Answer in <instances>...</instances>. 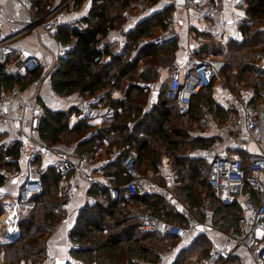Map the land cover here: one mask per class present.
<instances>
[{"label": "trees", "instance_id": "trees-1", "mask_svg": "<svg viewBox=\"0 0 264 264\" xmlns=\"http://www.w3.org/2000/svg\"><path fill=\"white\" fill-rule=\"evenodd\" d=\"M31 1L43 11L41 17L48 12L49 0ZM81 1L76 0V3ZM138 1L146 6H154L161 0H94L87 16L81 20L83 26L65 25L57 32L62 45L72 44L73 48L58 60L51 74L52 90L59 96L80 94L93 98L96 107L112 105L117 109L114 117L104 119L97 126L79 113V119L70 126L69 112L53 113L43 106L38 137L55 149H60L65 143H73L80 157L89 159L107 142L109 161L102 170L115 184L125 181L127 177L120 159L111 158L114 148L123 153L131 148L136 149L138 169L142 175H147L151 170L156 173L161 156L169 155L177 171V181L180 182L177 189L188 201V206L201 207V203L209 198L214 210V223L223 231H240V207L237 204L223 205L215 198L208 183L211 164L185 156L191 146L208 147L212 143L211 139L190 137L189 130L194 122L203 126L201 120L207 112L220 120L228 119L227 110L214 100L211 87L192 97L185 114L179 113L176 102L166 98L165 89L158 102L147 109L151 84L157 79L159 69L173 66L177 43L170 40L160 45L148 41L139 46V39H151L154 28L165 30L174 7H164L139 21L130 32L126 47L117 54L106 43L103 49L98 47V42L104 41L108 33L126 19L125 12H131ZM244 2L245 18L239 27L242 41L211 39L203 44L202 53L222 58L221 74L232 88L237 89L238 84L242 83L245 87H252L258 97L260 89H264V80L258 77L256 68L243 64L242 55L249 50H264V0ZM140 63L143 64L142 70H139ZM41 74L42 70L39 69L24 75H0V95L15 85L27 87ZM117 91L121 98L114 96ZM5 144L0 135V186L6 173L17 167L20 155L18 140H14L10 146ZM7 156L11 158L10 161L6 160ZM243 161L248 164L247 160ZM41 179L44 191L34 198L33 209L20 219L19 236L8 242H0V264H44L48 257L49 239L63 222L65 214L59 208L62 199L58 196L59 175L55 169L49 168ZM88 195L96 202L93 205L86 203L78 212L75 229L71 233V238L79 246L70 250V256L75 261L82 264L156 261L180 239L171 234H148L141 228L138 215L149 210L161 222H183V216L158 192L137 191L126 197L122 191L117 199H113L107 189L90 185ZM3 213V202L0 200V217ZM210 248L209 239L198 236L180 250L174 264H189L193 256L203 258Z\"/></svg>", "mask_w": 264, "mask_h": 264}, {"label": "built area", "instance_id": "built-area-1", "mask_svg": "<svg viewBox=\"0 0 264 264\" xmlns=\"http://www.w3.org/2000/svg\"><path fill=\"white\" fill-rule=\"evenodd\" d=\"M86 1L92 4L94 0ZM75 3L76 0H54L47 15L36 17L32 11V1L26 0L24 6L27 15L24 24L14 25L13 30L16 33L0 41L3 57L15 53L11 42L19 36L33 33L40 27H44L49 32L57 31L66 23L63 17L65 10ZM177 4L178 0H170L165 7H176ZM229 4L231 11L226 18L222 17L228 8L225 0H182V6L187 12H193L195 17L207 20V23L196 36L197 45L188 48L187 62L182 68H175L167 75L165 96L176 102L180 114L188 112L194 95L205 88L212 87L214 82L219 80V67L202 54L200 43L204 41L205 36H220L226 41L237 39L236 32L240 31V24L245 18V14L243 17L240 16L238 8L244 9L245 2L229 0ZM125 16L129 21H134L136 17L132 12H125ZM177 21L178 16L174 12L167 22V29L172 28ZM68 23L72 27L83 26L79 20H70ZM98 47L103 49L105 41H99ZM72 48V44L62 46L52 64H48L45 58L27 56L21 60L19 69L25 73L40 69L41 77L33 81V84L37 85L41 79H44L51 85V74L57 67L58 60ZM52 92L57 95L54 91ZM20 94L21 87L15 85L0 95V125L12 123L20 131L16 139L20 143L17 167L12 172L6 173L3 183L4 185L14 180L16 192L9 201L3 202L4 213L0 217L2 236L10 238L16 234L20 217L28 212L29 206H34V198L43 193L44 184L41 176L46 174L49 168H54L59 175L58 196L62 199L59 208L68 214L79 180L107 189L113 199H117L122 191L125 192L126 197L137 191L142 192L139 183L142 176L138 169L136 149L131 148L124 153L117 148L111 151V158L120 159L123 173L127 177L125 181L115 184L110 177L103 174V170L99 173L93 171L90 159L80 157L75 144L65 143L60 149H55L40 140L37 129L43 115V108L32 97L19 99ZM251 94L256 95L254 89L251 90ZM63 97L68 98V95ZM14 99L17 100L16 113L6 110L8 102ZM262 102L264 103V96ZM239 105L242 116L234 117L231 121L232 140L235 142L239 140L242 126H244L248 135L260 145L261 152L247 165L241 158L215 157L211 162L208 183L216 199L223 205L230 206L238 202L242 207V228L240 231L227 233V254H232L237 248L244 247L256 254L261 264H264V149L261 147L264 142V116L259 115L251 103L240 100ZM231 109H234V106ZM116 111L117 109L112 105L101 104L96 107L93 98L79 96V112L86 119L92 120L96 117H101L103 120L110 119L114 117ZM29 121L32 122V127L26 131L25 126ZM13 141H8L5 146H10ZM215 144H220V141L216 140ZM45 156H51L53 160L46 164L40 163ZM6 160L10 161L11 158L7 156ZM105 164L106 162L102 163L101 169ZM252 191L257 198L252 196ZM88 201L91 205L96 202L93 197H89ZM187 218V222L177 224L161 222L150 211L141 212L138 215L141 228L145 233L162 236L171 234L176 237L185 236L197 225L190 214H187ZM74 229L75 222L68 224L66 239L71 249L79 247L71 238ZM221 254L223 253H220L218 249H212L198 262L190 264H218ZM139 264H163V258L156 261H140Z\"/></svg>", "mask_w": 264, "mask_h": 264}, {"label": "crops", "instance_id": "crops-1", "mask_svg": "<svg viewBox=\"0 0 264 264\" xmlns=\"http://www.w3.org/2000/svg\"><path fill=\"white\" fill-rule=\"evenodd\" d=\"M25 1L26 0H0V41L10 38L16 33L13 30L14 25L24 24V20L27 15V10L24 6ZM53 1L54 0L48 1L46 8L48 9V12L43 16L49 13ZM168 2H170V0H164L163 4L161 5V9L164 8ZM225 2L228 4V8L227 12H225L222 17L225 16L227 18L231 10L229 0H225ZM90 6L91 4L86 0H82L79 4L75 3L69 6L65 10V15H63L64 20L66 21L63 26H70L68 23L70 20L81 21L85 16H87ZM135 6H140V14H138L135 9H132L131 12L136 16L134 21H129L126 18L121 27L114 28L105 37V43L109 45L110 49H115V54L122 51L126 47L129 40V34L135 27H137L138 22L153 14H149L148 12L152 8H144L142 6V2L138 1L133 6V8ZM32 11L36 17H41L40 14L43 13V11L39 10L35 4H33ZM238 11L240 16L243 17L245 14L244 9L238 8ZM174 12L178 16V21L170 29H161V31L165 32V36H163V38L153 40L143 37L139 39V46L146 44L148 41L159 43L160 45L166 44L170 40L176 41L177 50L175 52L176 54L173 66L170 68L163 67L159 69V72L163 73V71L165 72L167 68L166 72L164 73L165 83L167 82V75L169 71L175 68H182L187 62L188 48L197 45V42L195 41L196 36L199 35V33L203 30L204 25L207 23V20L195 17L193 12H187L182 6V0H178V4L173 8L171 15ZM58 30L49 32L44 27H40L33 33H28L13 39L11 44L15 50L14 54L8 57H3L2 52L0 51V75L26 74L19 69V65L21 60L27 56L45 58L48 64H52L55 61V56L58 50L63 46L57 38ZM236 35L238 36L236 40L242 41V33L237 31ZM221 38L222 37L220 36H205L204 41L200 43V47L202 48L203 44L211 39ZM224 41L226 42V40ZM202 54L215 62L219 67L220 76L219 80L214 82V85L211 87L212 96L219 106L227 110L228 119L220 120V118H217L216 116L207 112V114L201 120L203 126H201L200 123L194 122L189 130L190 137L196 139H211L212 143L208 147L191 146L186 152L185 156L194 160L202 159L207 165L211 164L212 160L217 156H225L228 158L237 157L249 162L261 152L260 145L255 139L248 135L246 130H244V126H242L240 133L241 137L239 140L236 142L233 141L230 125L234 117L242 116L241 107L239 105L240 100L253 104L259 115L264 116V103L262 102L264 89H260V96L257 97V95L251 94V90L253 89L252 87H245L242 83L238 84L237 89L232 88L221 74L222 58L211 53ZM107 58L110 60L109 57ZM142 69L143 64L140 63L139 70ZM52 91L51 85H49L46 80L41 79L37 85H34L33 82H31L27 87L21 88L20 98H18L24 99L32 97L36 100L37 104L42 106V108L45 106L53 113H59L61 111L69 112L71 114L69 118L70 126H73L79 119V96L82 95L72 94L68 95V98H65L63 96L53 94ZM114 96L116 98L122 97L118 91L114 93ZM156 101L157 100H154L153 103L148 104L147 109H151ZM16 102V99L10 100L6 106V110L16 113ZM233 106L234 109H231ZM102 121L103 119L101 117H96L90 120V123L100 126ZM31 127L32 122L29 121L25 126L26 131L30 130ZM19 134L20 131L12 123L0 125V135H2V142L4 143H7L10 140L18 139ZM216 140L220 141V144L216 145ZM107 145L108 143L106 142L105 146L100 148L94 157L90 158L91 168L97 173L102 171V163L109 161L108 154L106 153ZM261 147L264 149V142L261 144ZM52 160L53 158L51 156H45V158H43L40 163L46 164ZM209 173L210 171L208 172V178ZM141 176L142 177L139 183L142 192L140 193L158 192L167 200V202H169L175 211L183 216L182 223H172L183 224L187 222V214H190V216L197 222V225L190 233L183 237H179L180 246L178 248L167 250L162 253L160 258H163V264H174L180 250L187 247L196 237L201 235L207 237L211 242V248L209 252L212 249H218L220 253H223L219 258L218 264H261L258 256L244 247H239L232 254H227V233L232 230L223 231L214 223V210L210 205L209 198H206L204 201L203 199L200 200L201 202L203 201L201 203V207L190 208L188 206V201L180 195L179 190L177 189V187L180 185V182L177 181V171L173 166V161L169 155L163 154L161 156L158 165V171L156 173L151 170L148 171L147 175L141 174ZM14 182V180H11L0 187V200L2 202L9 201L11 197L15 195L16 186ZM89 189V183L85 182L84 180L78 181V188L71 201L69 214L68 212H64L65 217L63 222H61L59 227L49 239L48 257L44 264H82L71 258V247L67 243L66 236L68 224L76 221L78 212L85 206L86 203L89 202ZM202 196L204 198V194ZM252 196H256L253 191ZM235 204L240 207L242 216V207L238 202ZM28 208H30V206ZM164 222L171 223L169 221ZM239 226L241 229V222ZM19 233L18 227V231L13 237L9 238V241L17 238ZM6 239H8V237L2 236L0 234L1 242H6ZM196 258L199 257L193 256L190 263L198 262L201 259Z\"/></svg>", "mask_w": 264, "mask_h": 264}, {"label": "rangeland", "instance_id": "rangeland-1", "mask_svg": "<svg viewBox=\"0 0 264 264\" xmlns=\"http://www.w3.org/2000/svg\"><path fill=\"white\" fill-rule=\"evenodd\" d=\"M163 2H164V0H161L158 4L154 5V7L149 6V5L146 6L143 3H142V6L144 8H147V9L152 8L148 11L149 14H151V13H154L156 11L161 10V5L163 4ZM133 9H135V11L138 14H140V11H139L140 6H135ZM124 21H125V19L122 20L121 24L118 25L117 28L121 27L122 24L124 23ZM167 22H169V20ZM167 22H166V25H167ZM152 30H153V34H152L151 39H153V40H156L158 38H163V36H165V32L161 31L160 27L154 28ZM242 61H243V64H250L251 67L256 68L259 72V74H257L258 77L260 79L264 80V50H262V51H260V50L245 51V52H243V55H242ZM166 70H167V68H166ZM166 70H165V72H166ZM165 72L164 71H163V73L159 72L157 79L151 84V87L149 90V95H148V104L153 103L154 100H157L156 102H158V99H159L161 93L166 88L165 81H164V79H165L164 73ZM22 209H24V208H22ZM32 209H33V206H31L30 209H27L28 212L26 214L23 213L22 216L20 217V219L22 217L26 216ZM179 246H180V239H179V241H177L172 246L171 250L174 248H178Z\"/></svg>", "mask_w": 264, "mask_h": 264}, {"label": "water", "instance_id": "water-1", "mask_svg": "<svg viewBox=\"0 0 264 264\" xmlns=\"http://www.w3.org/2000/svg\"><path fill=\"white\" fill-rule=\"evenodd\" d=\"M9 240H10V239L8 238V239H6L5 241L8 242Z\"/></svg>", "mask_w": 264, "mask_h": 264}]
</instances>
